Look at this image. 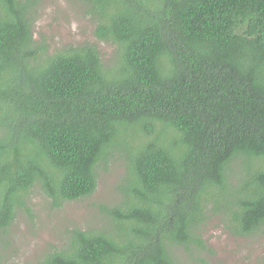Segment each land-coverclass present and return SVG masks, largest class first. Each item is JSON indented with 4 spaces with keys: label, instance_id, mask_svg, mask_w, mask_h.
<instances>
[{
    "label": "trees",
    "instance_id": "16d2710c",
    "mask_svg": "<svg viewBox=\"0 0 264 264\" xmlns=\"http://www.w3.org/2000/svg\"><path fill=\"white\" fill-rule=\"evenodd\" d=\"M82 1L113 67L94 45L50 52L38 1L0 0V231L34 188L53 207L84 199L122 158L101 227L30 264L204 263L217 214L264 232V0Z\"/></svg>",
    "mask_w": 264,
    "mask_h": 264
},
{
    "label": "rangeland",
    "instance_id": "374dc122",
    "mask_svg": "<svg viewBox=\"0 0 264 264\" xmlns=\"http://www.w3.org/2000/svg\"><path fill=\"white\" fill-rule=\"evenodd\" d=\"M37 1L33 22L36 41L48 44L50 52L94 45L107 66L115 65L117 45L95 35L98 20L84 1ZM124 162L122 158L113 159L99 170L97 188L90 196L66 201L60 207H53L44 192L34 188L28 202L30 210H19L8 231H0L4 264L35 262L46 250L64 246L68 229L100 228L101 207L113 206L120 199ZM206 222L201 234L208 248L201 252L204 263L199 264H264V232L235 235L226 228L220 214L212 215Z\"/></svg>",
    "mask_w": 264,
    "mask_h": 264
}]
</instances>
